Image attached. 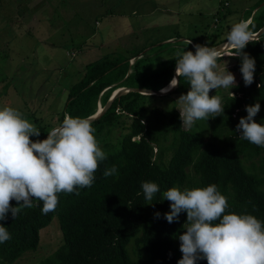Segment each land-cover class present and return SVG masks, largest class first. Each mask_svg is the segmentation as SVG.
Wrapping results in <instances>:
<instances>
[{"label": "trees", "instance_id": "trees-1", "mask_svg": "<svg viewBox=\"0 0 264 264\" xmlns=\"http://www.w3.org/2000/svg\"><path fill=\"white\" fill-rule=\"evenodd\" d=\"M263 2L239 19L248 22L255 33L264 27V8L258 13ZM225 40L212 43L211 47ZM185 45L194 49L192 45L196 43ZM244 51L256 61L254 82L244 85L240 60L233 57V69L241 76L231 89L235 99L225 96L224 115L210 118L206 125L200 120L192 130L181 126L179 110L174 107L168 113L155 109L159 117H155L156 121L165 126L163 130L145 122V101L154 96L130 91L115 97L108 111L91 122L97 140L105 141L103 134L116 129L124 118L130 119L131 124L116 143L106 145L107 158L100 163L94 184L79 189V195L59 194L56 210L46 215L42 214L39 202L34 208L23 209L15 219L9 214L6 221L0 222L12 237L0 244V264H13L23 254L36 251L39 232L54 218L59 222L62 245L40 264H177L182 253L175 241L184 229L186 213L180 214L179 222L169 223L164 218V213L170 211V202L164 200L163 193L171 187L183 190L215 184L228 198L227 212L252 214L264 222V148L241 139L235 131L239 119L247 116V105L260 103V111L264 112V34ZM136 57L124 63L105 58L90 64L84 78L67 93L59 124L66 114L93 117L97 103L105 106L116 89L160 91L168 86L175 74L176 54L147 78L151 87L145 89L130 84L138 75L133 71L138 68ZM118 82L120 85L114 86ZM188 86L181 77L180 85L163 96L186 94ZM258 117L259 113L254 118L256 122L264 124ZM37 128L41 134L32 140L46 139L48 125L38 123ZM255 157L260 158L261 172H254L243 163L252 162ZM113 165L118 175L105 177L104 171ZM251 166L253 169L252 163ZM146 181L160 187L152 201L144 199L141 184ZM156 212L161 214L159 218H154ZM197 264L207 261L199 260Z\"/></svg>", "mask_w": 264, "mask_h": 264}, {"label": "rangeland", "instance_id": "rangeland-1", "mask_svg": "<svg viewBox=\"0 0 264 264\" xmlns=\"http://www.w3.org/2000/svg\"><path fill=\"white\" fill-rule=\"evenodd\" d=\"M262 1L3 0L0 4V107L11 106L36 127L39 123L51 130L60 125L67 93L84 78L90 64L105 58L124 63L130 57L140 56L136 57L138 68L133 69L137 78L130 84L149 88L147 78L161 70L164 61L178 52L194 50L195 53L194 45L191 49L185 45L187 42L209 47L222 42L232 25ZM263 8L264 2L258 13ZM230 51L227 49L226 57L218 63L224 68L227 62L228 70L239 83L241 76L233 69L236 61L227 56ZM130 63L133 65L135 60ZM122 93L126 91L122 89ZM215 94L222 99L231 96L230 90L223 88L210 91V96ZM179 96H154L145 101V122L150 121L163 130L165 126L156 121L159 117L155 109L166 113L172 107L181 109ZM96 109L97 113L103 110L101 102ZM258 118L264 123V112L259 111ZM201 122L206 125L208 121ZM130 124L131 120L124 118L116 129L107 130L103 134L106 140L100 142L102 150L107 144L116 143ZM259 159L255 157L252 162L243 163L257 173L261 172ZM39 236L36 251L23 254L13 264H40L52 255L62 245L58 219L54 218L41 229ZM175 245L180 249L178 238Z\"/></svg>", "mask_w": 264, "mask_h": 264}, {"label": "clouds", "instance_id": "clouds-1", "mask_svg": "<svg viewBox=\"0 0 264 264\" xmlns=\"http://www.w3.org/2000/svg\"><path fill=\"white\" fill-rule=\"evenodd\" d=\"M256 39L249 23L241 21L232 25L225 40L232 50L227 56L240 60L245 86L254 82L256 61L244 49ZM194 47L195 53L176 54L175 76L160 90L166 94L180 85L181 77L187 80L189 90L177 100L182 106L181 126L186 129H191L197 121L223 116L222 97L210 96V91L229 89L235 99L231 89L237 86L227 62L224 68L218 63L225 56L223 45ZM245 110L247 116L239 119L235 131L241 139L264 148V124L254 119L260 103L247 105ZM40 134L19 110L0 107V222L6 221L9 214L15 219L23 209L38 206L36 202L42 204V214L54 212L59 194L79 195V189L90 188L100 163L107 158L87 118L66 114L62 123L47 133L46 139H30ZM103 175H118V169L113 165ZM141 188L146 201H152L160 192L155 182H143ZM163 197L170 202V211L164 213L169 223L179 222L180 214L186 213L188 226L178 236L182 256L177 264H197L199 260H206L207 264H264V222L252 214L227 212L228 198L217 185L183 190L171 187ZM160 215L156 212L154 218ZM11 238L7 227L0 223V244Z\"/></svg>", "mask_w": 264, "mask_h": 264}, {"label": "water", "instance_id": "water-1", "mask_svg": "<svg viewBox=\"0 0 264 264\" xmlns=\"http://www.w3.org/2000/svg\"><path fill=\"white\" fill-rule=\"evenodd\" d=\"M264 34V27L262 28V29H260L257 33H256V35H257V39L260 37V36H262ZM224 46L221 50H222V53L224 54V52H226V44H225V42L224 43H222V44H220V45H218L217 47H220V46ZM174 76H175V74H174ZM126 92H130V91H133V92H136V93H139V94H142V95H151V96H163V95H166L167 93H169V92H167L166 94H164V93H161V91H149V90H143V89H127V90H125ZM114 93L115 92H113V94H112V98H110L109 100H108V102H107V104L105 105V106H103V110L102 111H100V112H98V113H96L93 117H90V118H87V119H89L91 122H93V121H95V120H97L98 118H100L102 115H103V113L104 112H106V111H108V108L110 107V105H111V102H112V100L115 98V97H117V96H119V95H122L123 93H122V90L120 91V92H118L117 94H115L114 95Z\"/></svg>", "mask_w": 264, "mask_h": 264}, {"label": "bare ground", "instance_id": "bare-ground-1", "mask_svg": "<svg viewBox=\"0 0 264 264\" xmlns=\"http://www.w3.org/2000/svg\"><path fill=\"white\" fill-rule=\"evenodd\" d=\"M225 47H226V50L229 49V48L227 47V45H226ZM121 90H122V89H120V90H115V91H114V92H115L114 95L117 94L118 92H120ZM123 90H125V89H123Z\"/></svg>", "mask_w": 264, "mask_h": 264}, {"label": "crops", "instance_id": "crops-1", "mask_svg": "<svg viewBox=\"0 0 264 264\" xmlns=\"http://www.w3.org/2000/svg\"><path fill=\"white\" fill-rule=\"evenodd\" d=\"M164 10H165V9H164ZM166 40H170V39H166ZM166 40H165V41H166ZM163 42H164V40H163Z\"/></svg>", "mask_w": 264, "mask_h": 264}]
</instances>
